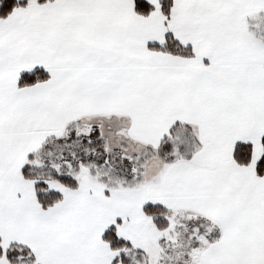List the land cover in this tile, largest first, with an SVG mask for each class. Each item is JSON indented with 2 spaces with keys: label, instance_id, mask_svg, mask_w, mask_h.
<instances>
[{
  "label": "snow or ice",
  "instance_id": "1",
  "mask_svg": "<svg viewBox=\"0 0 264 264\" xmlns=\"http://www.w3.org/2000/svg\"><path fill=\"white\" fill-rule=\"evenodd\" d=\"M0 264H264V0H0Z\"/></svg>",
  "mask_w": 264,
  "mask_h": 264
}]
</instances>
